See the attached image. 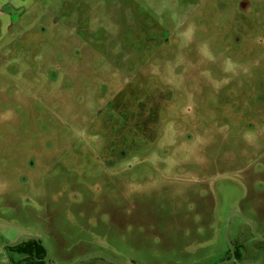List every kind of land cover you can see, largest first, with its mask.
Masks as SVG:
<instances>
[{
	"label": "rangeland",
	"instance_id": "rangeland-1",
	"mask_svg": "<svg viewBox=\"0 0 264 264\" xmlns=\"http://www.w3.org/2000/svg\"><path fill=\"white\" fill-rule=\"evenodd\" d=\"M20 1L26 15L11 28L12 36L0 32V204L6 215L1 219L19 221L18 213H30L42 222V229L50 230L49 237L44 231L42 236L54 264L87 253L121 263L219 264L228 251L224 218L243 204L247 191L245 209L254 215L241 211L264 236V117L251 112L245 68L236 75L226 72L231 63L215 35L193 37L198 19L181 24L184 18L174 16L183 30L161 51L159 42L167 35L155 24L150 0ZM182 1L196 13L198 0ZM78 11L94 33L75 20ZM111 14L122 26L123 48L137 51L126 67L120 65L131 53L121 51L120 42L114 49L97 31ZM126 14L134 15L129 23L136 35L124 28ZM260 37L253 51L264 55ZM192 40L207 44L217 61L198 62L196 48L186 53ZM198 50L207 57L205 45ZM151 51L154 62L142 63ZM121 74L123 84L135 79L139 85L131 89L129 113L136 116L142 105L147 120L157 108L159 122L146 148L122 159L105 155L106 128L85 119L101 106L103 85L109 88L106 99L118 96ZM155 84L159 87L150 89ZM145 125L137 119L124 134L137 126L136 135H143ZM131 140L146 144L141 137ZM21 180L31 188L19 185ZM245 231L241 237L232 221L230 239L252 240ZM9 241L0 236V244ZM253 241L240 264H264V244ZM91 243L106 247L90 250ZM3 257L0 250V264Z\"/></svg>",
	"mask_w": 264,
	"mask_h": 264
},
{
	"label": "flooded vegetation",
	"instance_id": "flooded-vegetation-1",
	"mask_svg": "<svg viewBox=\"0 0 264 264\" xmlns=\"http://www.w3.org/2000/svg\"><path fill=\"white\" fill-rule=\"evenodd\" d=\"M165 2L168 3L166 6L164 4L156 3L154 0H152V4H151V0L148 2L151 5L150 10L153 14L154 19L156 20L155 21L156 26H158L161 29L160 31L161 34L167 35L166 37L167 39H163L159 42L162 44L161 51L168 50L171 46V43L178 40L179 32L183 30L182 28L178 27V25L176 24L174 20V16H182L184 18L181 24L192 23L190 20L192 18H197L199 24L197 20H194V24L192 23L196 31L193 32V37L199 36L201 34L208 35L212 33L213 35H215L217 40L223 44L225 48V53L227 54V59L231 63L230 64L231 69L226 72H232L236 75L239 72V69L245 68L247 75L244 78L243 84L248 89L250 99L253 100L251 105V112L254 116L264 117V55H257L253 51L254 47L259 42V37L261 36L264 39V0H201L200 2L198 0V4L193 7L194 11H196L195 14L189 11V9L192 6L185 5L184 1L182 0H179L178 3L177 0L174 1L165 0ZM169 4L173 8V11L171 12H169L171 10V6ZM140 7L144 8L143 6ZM180 7H185L187 12L183 14L179 12L180 13L179 15L178 9ZM26 11L27 9L20 0H6V2L0 1V32L3 31L5 35L12 36L11 28H14L16 26V23L19 21V19L26 15ZM247 13H249V15L246 17L245 14ZM111 17L112 14L109 16V20L107 24L102 25V27L97 31L99 33H103L106 36V38L114 45V49L118 47L117 43L120 42L121 51L125 50L126 52L131 53V57L129 58L126 65L125 66H123L122 64L120 65V67H126L129 61L131 60V58L133 57V55L137 53V51L134 48H130L133 49L134 51H129V49L123 48L122 26L119 23H114L113 21H111L110 20ZM229 18H231L230 23L228 22ZM75 20L80 25H82L85 31H87L88 33L89 32L94 33L91 30L89 20H87L85 16H82L81 12L78 11L76 13ZM129 20H131L134 24V15L132 14H130L129 16L128 14L125 15L124 28L129 30L130 34L136 35L133 30V25H130ZM3 24H5V26H3ZM167 24L174 25L176 29L174 31L169 30ZM42 32H44V30H42ZM199 45H205L206 53H207L206 58H203L200 55L198 50ZM195 48L197 52L198 62H200V60H207L209 62L217 61V58L211 54L210 48L207 44H199L194 40H192V42L189 43L188 48H185V52L187 53L189 49L194 50ZM177 55H178V50H176V54L173 62H175V60L177 59ZM188 56L189 55L187 54L186 59ZM154 57H155V52L151 51V53L147 56L146 59L143 60L142 63H146L147 60L146 64H150L154 62ZM212 59H215V61H211ZM131 74L132 73L128 75ZM123 75L124 74H121V77L118 78L120 84V91L118 96L116 98L106 99V95H108L109 88L106 85H103V89L105 91L104 93L105 98L101 102V106L97 107L95 111L90 113L85 118V119L91 118L94 120V122L100 121V124L106 128L105 130H103L107 134V138L103 143V147L106 149L105 155L108 154L110 155V157L113 156L121 159L127 157L129 155V152L135 153L140 149L146 148L148 141L150 139V135L153 138L152 131H155L157 124L159 123L157 121L158 118L155 117V114H157L158 111L157 108L151 109V112L153 114L151 115V118L148 115L147 120L143 118L144 112L142 111V105H139V109L136 116H133L129 113L128 110L131 105L132 96H133L131 89L139 85L138 84L134 85V83L136 82L135 79H127L126 82L123 84L121 82V79L123 80ZM116 84H117V79H116ZM156 86L159 87L158 84H155V86L153 88L150 87V89H156L155 88ZM168 89L169 88H164L165 92H168ZM147 102H149V100L144 99V102L142 103H147ZM91 114H93V116H91ZM118 119H120V121ZM137 119H139L140 122L146 121V125L141 128V132L143 133V135L140 136L136 135L138 133L137 126L136 127L132 126L131 132L124 134V129L126 127L133 125ZM124 120L125 123L123 122ZM122 123L124 124L122 125ZM116 129L118 130L115 131ZM131 137H136V138L141 137L143 139V142L146 144L138 143L133 140L129 141ZM124 139H127L129 142L127 144H125V142L123 143L122 141ZM119 142H121V144ZM136 143L138 145V149L135 148ZM118 145H120L121 148L118 150H114L117 148L116 146ZM24 167L27 170H30V168H32V166H30L29 164H25ZM21 181L23 182V184H19V185H23V186L25 185L26 188L28 189L31 188L32 185L29 184V182H26L24 180ZM247 197H248V192L246 191L244 195V202L246 201L245 199ZM244 202L243 204L240 203L239 205H237L236 206L237 209H235L234 207L231 210H229L228 214L224 218L222 230H223V237L225 243L228 246V251H227V259L223 262H220L219 264H231L233 262L240 264L242 262L241 260L245 261L244 256L249 252L248 243L252 244L254 242L253 240H255L260 244H264L255 238V236L252 233L251 227L244 220L246 219L244 216L246 217L248 216L245 213H243V211H241L242 207L246 211V213L248 214L251 213V215H254L253 212H247V210L245 209L246 205ZM0 208H1V204H0ZM1 209L2 210L0 211V220L4 223L5 227L1 226L0 229H3L4 232H2L0 236L10 241L7 243H1L0 245L14 243L19 238V236L24 234L39 238V239L23 238L15 246L5 245L4 247L0 248V250L4 252V257H3L4 263L5 264H54L53 259L51 257L50 248H48L42 236L43 235L42 232L44 231L42 229V224H41L42 222H37L35 219L31 217L30 213L29 214L18 213L17 218L19 219V221L8 222V220H11L13 217L11 218L5 217L6 220L1 219V217L4 218V216H6L4 215V208ZM236 213L241 214L244 219ZM230 215L231 217L228 226V238L233 247V254L235 256V260L233 262H230L232 260L233 254L231 253L230 246L225 238L226 220ZM232 221L235 223L236 226H239V229L241 231V237L243 235L246 236L245 228L249 229V233L252 237V240L249 239L248 242H244L243 240L239 241L238 240L239 238L236 241L231 240L229 233H230V227ZM14 229H16L17 232L14 235H12ZM8 235H12V236L8 237ZM260 237L264 238V236H260ZM213 239L217 240L218 237L216 236ZM87 246L90 250L106 247V246H96L92 243L87 244ZM239 246H243L244 250L242 248H239ZM237 253H241L240 256L242 257L240 258L241 260L237 259L238 256ZM86 255L87 256L85 257H78L64 264H89L93 261L111 264L106 262L105 259L103 258H108L117 261L112 257L103 253H92V254L87 253ZM123 264H134V263L130 262Z\"/></svg>",
	"mask_w": 264,
	"mask_h": 264
},
{
	"label": "water",
	"instance_id": "water-1",
	"mask_svg": "<svg viewBox=\"0 0 264 264\" xmlns=\"http://www.w3.org/2000/svg\"><path fill=\"white\" fill-rule=\"evenodd\" d=\"M236 214H238L239 216L242 217L241 214H239V213H236ZM230 217H231V215H230V216L227 218V220H226V225H225V238H226L227 243H228L229 246H230L231 253L233 254V247H232V245H231V243H230V240H229V238H228V226H229V220H230ZM242 218H243V217H242ZM243 219H244V218H243ZM244 220H245V222L251 227V229H252V233H253V235L255 236V238H256L258 241L264 243V238H263V237H260V236L257 234V232H256V228H255L254 224H252L251 222H249V221L246 220V219H244ZM23 238L39 239L38 237H34V236H31V235H26V234H24V235L19 236V238H18L14 243L2 244V245H0V248L4 247L5 245H8V246H15V245H17L18 242H19L21 239H23ZM103 259H105L106 262L111 263V264H123V263H119V262H117V261H114V260H112V259H108V258H103ZM234 260H235V256H234V254H233L232 260H231L230 262H233Z\"/></svg>",
	"mask_w": 264,
	"mask_h": 264
},
{
	"label": "trees",
	"instance_id": "trees-1",
	"mask_svg": "<svg viewBox=\"0 0 264 264\" xmlns=\"http://www.w3.org/2000/svg\"><path fill=\"white\" fill-rule=\"evenodd\" d=\"M228 22L230 23L231 22V18L228 20ZM45 231V230H44ZM47 234H48V236L50 235V230H49V228H48V231H45ZM236 247V246H235ZM239 248H242L243 250H244V247L243 246H239ZM238 254V256H237V259L239 260L240 258H242V257H240L241 256V253H237ZM241 260V259H240Z\"/></svg>",
	"mask_w": 264,
	"mask_h": 264
},
{
	"label": "crops",
	"instance_id": "crops-1",
	"mask_svg": "<svg viewBox=\"0 0 264 264\" xmlns=\"http://www.w3.org/2000/svg\"><path fill=\"white\" fill-rule=\"evenodd\" d=\"M1 2H6V0L5 1H1Z\"/></svg>",
	"mask_w": 264,
	"mask_h": 264
},
{
	"label": "bare ground",
	"instance_id": "bare-ground-1",
	"mask_svg": "<svg viewBox=\"0 0 264 264\" xmlns=\"http://www.w3.org/2000/svg\"><path fill=\"white\" fill-rule=\"evenodd\" d=\"M231 179V178H230Z\"/></svg>",
	"mask_w": 264,
	"mask_h": 264
}]
</instances>
